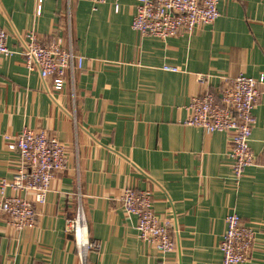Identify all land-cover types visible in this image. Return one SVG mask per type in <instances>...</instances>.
I'll list each match as a JSON object with an SVG mask.
<instances>
[{"label":"crops","instance_id":"1","mask_svg":"<svg viewBox=\"0 0 264 264\" xmlns=\"http://www.w3.org/2000/svg\"><path fill=\"white\" fill-rule=\"evenodd\" d=\"M118 3L115 11L110 1L43 0L36 15V0H0V28L14 52L0 59V180L19 168L8 144L24 126L46 130L68 150L45 202L35 205L33 228L18 232L0 214V264H83L65 231L79 206L99 246L85 264H220L227 213L255 231L243 264H264V84L253 109L254 163L238 185L228 135L183 125L193 96L209 90L218 98L226 80L264 74V0H218L214 23L164 40L132 30L136 0ZM30 30L84 58L60 91L23 66ZM200 74L207 80L198 82ZM147 183L153 211L173 223L175 249L166 254L138 238L136 217L119 201L125 186Z\"/></svg>","mask_w":264,"mask_h":264},{"label":"built area","instance_id":"2","mask_svg":"<svg viewBox=\"0 0 264 264\" xmlns=\"http://www.w3.org/2000/svg\"><path fill=\"white\" fill-rule=\"evenodd\" d=\"M109 1L117 11L118 0H90L94 6ZM42 3L43 0H36V15H40ZM217 4L218 0H136L131 28L142 36L161 40L179 34L191 35L197 28L215 22L220 16ZM7 38L5 30L0 28V59L10 58L14 54L7 45ZM20 55L27 71L36 70L43 81L52 79L55 91L64 87L68 74L72 78L74 72L82 68L84 60L71 46L63 48L57 43H41L32 30L25 34ZM163 69L179 71L178 67L169 65L163 66ZM207 77L200 74L196 80L202 83ZM262 84L264 74L259 78L239 74L226 80L218 91V98V94L209 90L193 96L187 106L189 115L183 121V125L199 127L207 134L224 132L228 135L227 157L236 185L241 181L244 170L254 163L250 147L256 121L253 109L262 98ZM8 149L16 151L20 165L10 179L0 180V214L6 216L9 226L22 232L35 226V205L45 202L55 174L65 168L68 150L65 144L46 130L27 126L14 136ZM7 188L11 191L9 195L4 193ZM151 196L152 189L148 183L144 189L127 185L119 201L127 216L136 217L138 238L166 254L175 249L171 235L173 223L155 214ZM223 220L225 229L219 243L222 253L220 264L248 262L255 240L254 229L234 213L225 214ZM65 231L72 237L85 264L87 253L99 246L89 241L80 206L65 221Z\"/></svg>","mask_w":264,"mask_h":264}]
</instances>
